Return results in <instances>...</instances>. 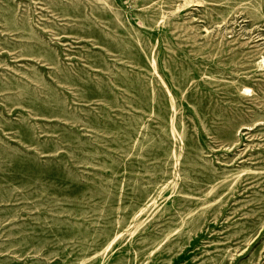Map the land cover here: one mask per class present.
Wrapping results in <instances>:
<instances>
[{"label": "rangeland", "instance_id": "1", "mask_svg": "<svg viewBox=\"0 0 264 264\" xmlns=\"http://www.w3.org/2000/svg\"><path fill=\"white\" fill-rule=\"evenodd\" d=\"M263 61L264 0H0V264H264Z\"/></svg>", "mask_w": 264, "mask_h": 264}, {"label": "bare ground", "instance_id": "2", "mask_svg": "<svg viewBox=\"0 0 264 264\" xmlns=\"http://www.w3.org/2000/svg\"><path fill=\"white\" fill-rule=\"evenodd\" d=\"M185 1V0H184ZM200 4V3H199ZM264 62V61H263Z\"/></svg>", "mask_w": 264, "mask_h": 264}]
</instances>
